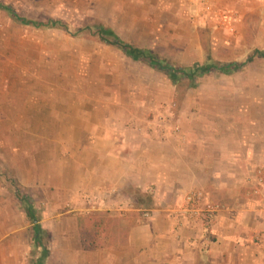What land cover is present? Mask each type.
Instances as JSON below:
<instances>
[{"label": "rangeland", "instance_id": "rangeland-1", "mask_svg": "<svg viewBox=\"0 0 264 264\" xmlns=\"http://www.w3.org/2000/svg\"><path fill=\"white\" fill-rule=\"evenodd\" d=\"M0 2L21 17L63 20L75 29L100 21L124 42L179 69L205 64L208 52L222 65H242L231 75L213 71L176 86L165 72L134 62L98 36L38 30L0 10V204L30 201L51 232L48 248L60 244L64 231L79 230L82 218L98 213L108 216L109 243L126 239L127 232L110 218L116 212L95 207L82 195L76 198L80 206L70 201L85 183L64 167L75 155L88 156L93 137L154 134L164 125L183 136L186 122L223 120L233 108L242 120H264V58L255 54L264 52V7L254 13L245 8L244 14L224 9L228 0ZM97 251L81 264H102L108 250ZM40 252L32 247V261Z\"/></svg>", "mask_w": 264, "mask_h": 264}, {"label": "crops", "instance_id": "crops-1", "mask_svg": "<svg viewBox=\"0 0 264 264\" xmlns=\"http://www.w3.org/2000/svg\"><path fill=\"white\" fill-rule=\"evenodd\" d=\"M228 3L224 9L244 14L245 8L254 13V8L264 7V0ZM227 111L223 120L186 122L183 136L173 135L172 125L154 134L95 136L88 156L75 155L65 165L64 172L73 170L85 183L70 201L78 204L76 198L82 195L93 206L116 212L110 218L127 232L122 244L105 247L108 257L102 264H264V187L259 182L260 176L264 181V120H242L239 110ZM255 189L261 190L258 195ZM194 192L220 207L208 227L176 218L186 196ZM62 193L68 195L65 189ZM24 201L0 204V264L38 260L30 256L34 225ZM145 211L151 212L150 219L143 218ZM40 225L51 233L41 218ZM67 231L61 232L58 246L48 248L46 264L89 263L99 255L82 249L78 226Z\"/></svg>", "mask_w": 264, "mask_h": 264}, {"label": "trees", "instance_id": "trees-1", "mask_svg": "<svg viewBox=\"0 0 264 264\" xmlns=\"http://www.w3.org/2000/svg\"><path fill=\"white\" fill-rule=\"evenodd\" d=\"M0 10H4L18 23L33 27L38 30H51L58 29L71 34L72 36H83L84 38L98 36L107 44L117 46L125 52V54L134 62H147L151 67L165 72L170 80L176 85H180L185 79L192 83L213 71L222 72L224 74H231L242 68V65L237 63L222 65L213 59V56L208 52L207 61L205 64L194 68H176L165 60L158 59L150 50L135 47L124 42L113 29L108 28L102 22H86L85 26L81 29H75L70 23L63 20H49L36 21L28 18L21 17L17 12L8 5L0 2ZM90 35V36H88ZM256 55L264 58V52L257 51ZM28 217L34 225V244L35 248L40 249L38 260L34 264H46L50 255V250L46 246L47 233L40 225V218L33 206L24 201ZM106 214H94L93 217L88 219L82 218L79 225L80 239L82 249L84 251L94 252L105 248L110 245L107 241L109 234V220Z\"/></svg>", "mask_w": 264, "mask_h": 264}, {"label": "built area", "instance_id": "built-area-1", "mask_svg": "<svg viewBox=\"0 0 264 264\" xmlns=\"http://www.w3.org/2000/svg\"><path fill=\"white\" fill-rule=\"evenodd\" d=\"M260 170V174H262ZM260 187H264V181L262 176L259 177ZM261 190L255 189L254 194L258 195ZM205 194L202 192H194L190 193L185 198V206L182 210L177 214V219L180 223L185 222L187 220L203 222L206 227L211 225L220 211V207L218 205L212 203H205ZM133 209V208H131ZM144 219L151 218V212L145 211L143 214ZM208 243V242H207ZM209 244H206V248ZM209 247V246H208Z\"/></svg>", "mask_w": 264, "mask_h": 264}]
</instances>
